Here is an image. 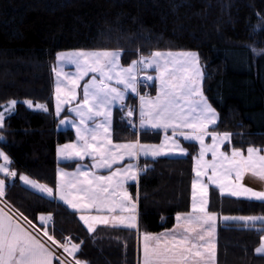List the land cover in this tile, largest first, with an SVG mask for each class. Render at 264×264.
Here are the masks:
<instances>
[{"label": "trees", "instance_id": "trees-1", "mask_svg": "<svg viewBox=\"0 0 264 264\" xmlns=\"http://www.w3.org/2000/svg\"><path fill=\"white\" fill-rule=\"evenodd\" d=\"M137 47L144 54L197 52L205 71L202 90L219 116L216 130L232 133L235 147L264 148V0H0V103L19 101L0 129L4 137L0 149L9 156L11 167L54 188L56 148L75 138L73 131L59 129L54 114L51 69L57 52L122 48L121 63L127 66L137 58ZM24 99L48 104L51 114L28 109ZM127 103L136 101L130 96ZM125 112L113 111L115 142L136 138L122 120ZM67 116L66 111L61 114ZM158 137L142 133L140 139L157 143ZM185 144L188 156L148 159L150 167L140 176L139 188L129 186L134 197L139 190L142 232L171 228L176 212L190 206L192 155L197 147ZM75 165L59 166L70 170ZM5 198L35 225L40 215L51 213L56 238L83 240L77 256L90 264H134V231L123 255L121 245L97 242L75 213L61 203L38 198L18 177ZM210 199L211 210L220 216L264 215L259 202L221 197L212 188ZM217 239L219 264H264L254 252L259 239L255 230L219 220Z\"/></svg>", "mask_w": 264, "mask_h": 264}, {"label": "snow or ice", "instance_id": "snow-or-ice-1", "mask_svg": "<svg viewBox=\"0 0 264 264\" xmlns=\"http://www.w3.org/2000/svg\"><path fill=\"white\" fill-rule=\"evenodd\" d=\"M123 54L122 48L56 53L51 69L54 114L60 125L71 126L76 139L56 148L54 188L18 173L11 167L9 156L0 151V201L9 182L18 177L38 198L66 205L89 236L101 226L111 232L135 230L138 264H219L218 220L236 222L258 232L254 252L264 258V215L220 216L210 207L213 186L221 197L259 202L264 207V190L243 183L245 177L264 183V148L249 145L245 152L232 145V133L216 130L219 116L202 90L205 71L197 52L153 50L144 54L137 47V58L127 66L121 63ZM66 65L75 71H65ZM141 86H154L155 95L141 93ZM129 93L138 98L137 104H127ZM18 103L14 98L0 103V129L5 128L6 119L14 114ZM23 105L51 114L46 103L24 99ZM117 105L121 112L127 109L122 120L132 126L134 140L114 141L113 108ZM65 111L71 118H61ZM137 113L138 125L133 119ZM147 131L162 132L160 142L142 143L141 134ZM209 137L210 143L206 142ZM183 142L198 146L192 155L190 206L176 212L171 228L142 232L139 190L134 197L129 185L135 182L139 188L140 176L150 167L148 158L156 161L188 156ZM86 160L92 163H80ZM62 161L76 162L75 170L65 171L59 166ZM38 219L42 233L27 215L3 201L0 264H90L77 256L83 240L74 243L67 236L58 240L49 227L54 223L51 213Z\"/></svg>", "mask_w": 264, "mask_h": 264}, {"label": "crops", "instance_id": "crops-1", "mask_svg": "<svg viewBox=\"0 0 264 264\" xmlns=\"http://www.w3.org/2000/svg\"><path fill=\"white\" fill-rule=\"evenodd\" d=\"M67 70H68V72H70L69 70L71 69V68H66ZM149 72H150V74H152L153 76L155 75V72L154 71H152V70H149ZM154 87V86H153ZM152 93V92H151ZM152 96H154L155 95V87H154V93L153 94H151ZM132 97V98H134L135 99V101H136V104L138 103V98L137 97H135V96H132V94L131 93H129L128 94V97ZM127 101H128V99H127ZM126 101V102H127ZM128 104V103H127ZM115 109H120V107L117 105V106H115L114 108H113V111L115 110ZM125 110L127 111V109L125 108ZM126 113V112H125ZM68 115L69 116H67V118H71V114L70 113H68ZM64 118H66V117H64ZM133 119L136 121V123H137V125H138V113L133 117ZM59 129L60 130H66V129H68V130H71V131H73V129L71 128V126L70 125H60L59 124ZM74 132V131H73ZM142 133H147V134H149V135H158L159 137H158V142L160 141V139L162 138V136H163V133L162 132H153V131H147V132H142ZM170 134V133H169ZM74 135H75V132H74ZM75 139H76V137L74 138V140L73 141H75ZM182 139V138H181ZM72 141V142H73ZM69 143H71V142H69ZM143 143V142H142ZM66 144V143H65ZM63 145V144H62ZM0 151H2L1 149H0ZM141 159H144L143 157H141L140 158V160ZM148 159H151V158H148ZM0 163H3V161H0ZM63 163H65V162H60V164H63ZM72 163V162H71ZM74 163H76V162H74ZM81 164H87V165H90L92 162H91V160H86V161H82V162H80ZM75 167H76V165H75ZM75 167L73 168V169H70V170H67V169H65V171H69V172H72V171H74L75 170ZM20 181V180H19ZM14 181H10L9 182V185H11L12 183H13ZM20 183L22 184V182L20 181ZM134 184H136L135 182H132L130 185H134ZM23 185V184H22ZM129 185V186H130ZM62 204V203H61ZM66 208H67V206L66 205H64ZM69 211H71L72 212V210H70V209H68ZM74 213V212H73ZM218 223H219V220H218V222H217V233H218ZM36 226H38L39 228H41L40 226V222H39V219L37 220V225ZM41 230H42V228H41ZM87 231V230H86ZM133 231H134V233H133ZM133 231H131V232H129V231H120V232H111L110 230H107V229H105V228H103L102 226L100 227V228H98V230H97V233H95V234H93L92 236H95L96 238V240H97V242H99V241H102V242H105V241H108V243H110V244H115V245H118V246H120L121 245V247H122V253H123V255H126L127 254V252H128V250L125 248V243L127 244V246H128V244H129V240H131V233H133L134 234V238H133V240H134V264H138V259H139V253H138V237H137V233L135 232V230H133ZM126 250V251H125ZM78 254V253H77ZM57 264H58V262H57Z\"/></svg>", "mask_w": 264, "mask_h": 264}, {"label": "rangeland", "instance_id": "rangeland-1", "mask_svg": "<svg viewBox=\"0 0 264 264\" xmlns=\"http://www.w3.org/2000/svg\"><path fill=\"white\" fill-rule=\"evenodd\" d=\"M68 52V51H67ZM66 68H71L69 71V73H72V72H74L75 71V69H74V67H72V66H69V65H66L65 66V71H67L68 72V70L66 69ZM33 110V109H32ZM233 139V138H232ZM160 142V141H159ZM159 142H157V143H155V144H158ZM206 142H208V143H210L211 142V140H210V137L209 138H207V140H206ZM185 143H188V142H183V146H185V147H187L188 148V146H186V144ZM232 145H233V140H232ZM197 147V149H198V146H196ZM225 147H227V145L225 146ZM246 149L247 148H245V149H243L245 152H246ZM222 150H224V149H222ZM189 151V150H188ZM207 159H210V155L208 156V157H206ZM243 183L246 185V186H248V187H250V188H253L254 190H257V191H260V190H264V183H261L259 180H257V179H254V178H251V177H245V179L243 180ZM215 189L214 188V186L213 187H210V189ZM215 190H217L218 191V193H219V190L218 189H215ZM225 197H227V196H225ZM231 198V197H230ZM232 199H236V198H232ZM237 200V199H236ZM225 222V221H224ZM232 223H236V222H232ZM42 231H43V228H42Z\"/></svg>", "mask_w": 264, "mask_h": 264}, {"label": "built area", "instance_id": "built-area-1", "mask_svg": "<svg viewBox=\"0 0 264 264\" xmlns=\"http://www.w3.org/2000/svg\"><path fill=\"white\" fill-rule=\"evenodd\" d=\"M141 88H142V93L143 92H148L149 93V87L145 88V87L141 86ZM3 201H6L7 202V200L5 199V196L3 198ZM3 201H0V207H3ZM7 203H9V202H7ZM53 225H54V223L52 225H50V228L51 229H53ZM41 233H42V231H41Z\"/></svg>", "mask_w": 264, "mask_h": 264}]
</instances>
